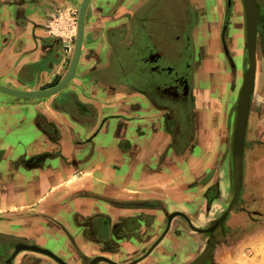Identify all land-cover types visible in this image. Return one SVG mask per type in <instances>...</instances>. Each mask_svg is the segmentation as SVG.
<instances>
[{"label":"crops","instance_id":"0c3cea01","mask_svg":"<svg viewBox=\"0 0 264 264\" xmlns=\"http://www.w3.org/2000/svg\"><path fill=\"white\" fill-rule=\"evenodd\" d=\"M80 2L0 0V85L39 90L63 78L73 54L72 19ZM231 3L222 0L219 38L226 30L237 29L226 13L230 7L232 11ZM217 6L218 2V14ZM156 12L155 0H90L82 48L68 82L43 97L0 90V213L4 215L0 229L5 235L15 233L33 244L54 247L49 239L61 240L62 228L76 233L75 227L86 215L114 212L106 200L159 197L173 203L178 192L174 187L183 181L174 177L167 141L158 147L155 138L154 145H148V135L155 131L148 127L143 131L142 126L155 124L156 109L142 95L149 90H141L135 77L140 73L142 55L149 57L150 44L157 36ZM130 21L136 27H130ZM241 29L244 36L242 32L232 39L235 42L243 36L245 44V25ZM129 57L132 71L125 78L123 64ZM228 60L235 67L234 57L229 54ZM244 60L242 52L241 73ZM257 71L255 68L243 158V162L249 159L253 163L264 159V84ZM253 93L260 101L254 111ZM195 108L198 115L200 105ZM192 120L199 123V116ZM136 125L142 139L137 147L133 143L138 135ZM127 140L132 141L129 148ZM14 216L18 230L14 229ZM175 249L180 251L158 246L141 264H165L162 257Z\"/></svg>","mask_w":264,"mask_h":264},{"label":"rangeland","instance_id":"374dc122","mask_svg":"<svg viewBox=\"0 0 264 264\" xmlns=\"http://www.w3.org/2000/svg\"><path fill=\"white\" fill-rule=\"evenodd\" d=\"M155 1L156 23H162V17L165 15L166 18H171L166 22L175 26L174 15L178 10L179 0ZM183 1L184 5L187 4V0ZM257 1L264 10V0ZM161 2L165 3V8L159 12ZM217 2L220 4V7L217 6L218 14L216 13ZM231 2L232 11L230 7L226 13H228L227 17L229 14L231 16L230 24L237 29L231 28V32L230 29L226 30L220 39L217 26L222 18V0H188L192 13L189 26V54L192 58L189 88L193 97L190 95V102L193 100L194 103L196 101L200 105L198 115L195 104L191 105L190 114L192 113V116L196 118L199 116V123L194 124L193 134L188 139L182 158L179 159L182 163L173 158L174 177L177 175L183 184L174 187V190L178 192L173 195L171 208H181L184 211L183 215L190 216L192 223L189 228L196 231L190 234L198 239V245L186 253L175 249L176 252H173L175 259L172 264L190 263L194 260L195 253L200 252L201 254L208 245L212 247L211 252L202 264H264V159L253 163L247 158L248 161L243 162L242 177L237 184V192H235L236 181L231 152L235 104L242 78L248 68L249 54L243 42L244 29L239 31L240 27L245 25L242 0H231ZM258 12L256 70H258L257 74L261 73V83L264 84V17H262L264 11L262 13L260 9ZM74 17L72 19L74 20L73 33H75L77 12ZM133 26L136 27L133 21H130V27ZM125 28L123 27V30ZM242 32L243 36L234 42ZM232 36L235 38L232 39ZM242 52L245 53V60L241 73ZM229 54L234 57L235 67L232 65L234 62L231 63L228 60ZM123 68L126 78L127 74L132 71L130 57L124 59ZM259 102L256 94L253 93L251 106L253 111ZM262 106L264 108V93ZM248 145L249 142L246 143V151L250 147ZM182 165L184 170L179 169ZM180 170L182 173H176ZM178 202L181 203L177 204ZM158 208L161 207L158 206ZM158 215L157 223L162 222V214L158 213ZM16 219L17 217L14 216L13 225L14 229L18 230L19 224H15ZM175 221H179L175 228H181L180 219L175 217L173 224ZM1 222L3 219L0 220V224ZM0 227L2 229L3 225ZM212 227H215L214 231L208 229ZM80 240L76 241L82 244L81 242L84 241ZM166 241H170L173 248L178 247L179 249L183 243V237L172 236L168 240L164 239L157 247L167 246ZM129 243V241H122L120 242L122 250L107 254L115 261L133 256L134 253L126 251L129 249ZM63 246H65V252L60 249V253L65 259L71 255L68 252H72L74 248L68 239ZM21 256H27L25 257L27 262H30L29 259L32 257L41 261H52L47 254L26 249L16 256L15 264H19L22 260ZM163 260L166 259L162 257V262ZM168 260L166 261L169 262Z\"/></svg>","mask_w":264,"mask_h":264},{"label":"flooded vegetation","instance_id":"af4514ba","mask_svg":"<svg viewBox=\"0 0 264 264\" xmlns=\"http://www.w3.org/2000/svg\"><path fill=\"white\" fill-rule=\"evenodd\" d=\"M179 2L177 3L178 10L174 15L175 26L166 22L168 19L166 16L162 17V23H157V36L150 44L149 57L146 58L142 55L140 73L136 72L137 76H135L141 82V90H149V92L144 91L147 94L143 92L142 95H147L150 98L153 110L156 109L154 112L156 113L154 116L155 124L142 126L143 131L146 130V127L150 131H155L153 134L150 132L148 135V145L149 147L154 145L155 138L158 141L156 143L158 147L166 140V150L171 153L172 160L175 158L177 161L182 158L188 139L193 134L195 123H192L190 108L192 104L197 105L196 101L195 103L193 100L190 102V95L193 97V94L189 88L190 62L192 60L189 54V26L192 13L188 0L185 5L182 0H179ZM263 11L261 8L262 13ZM168 20H171V18ZM141 121L143 120L141 119ZM139 128V125L135 126L134 132L136 134L139 133ZM141 140L140 134L136 135V140L133 141L135 147L141 143ZM125 145H127L126 148H129L132 141L127 140ZM119 147H121L120 142ZM166 150L164 149L163 153ZM179 161L182 162V160ZM170 201L172 200L166 201L159 197H135L123 202L121 200L119 202L106 200L104 203L113 207L114 212L86 215L81 224L76 225L75 228L78 230L76 233L62 228L64 235L60 236V238L62 237L61 240L59 237L55 239L50 237L49 239L54 244L55 249L53 246H38L50 249L62 258L61 250L58 251V248L65 252V246L63 245L65 240L68 239L73 245L72 248H74L72 252L68 253L71 254L70 256L75 257V259L72 257L73 261L70 256H67L66 260L63 257L62 259L68 264H91L93 258L97 256H100V259L96 264H141L164 239L168 240L172 236H181L183 237V243L179 250L186 253L198 245V239L190 234V232L196 233V231L189 228L190 223H192L190 216L183 215L184 211L181 208H171L173 203H170ZM179 203L181 202L177 204ZM158 206L161 208H158ZM167 206L170 207L167 208ZM158 213L162 214V222L159 223H157ZM175 217L180 219L181 228H175L179 222L175 221L173 224ZM1 218L3 219L4 215L0 214V220H2ZM76 234H79V237ZM14 236V234L5 235L3 231H0V264H15L16 256L26 250L20 249L21 251L18 250L13 255L16 245L33 244V241L26 236L16 235V238ZM80 239L84 241L81 242L82 244L77 242ZM122 241L130 242L129 249H126V251L135 255L115 261L107 253L122 250L120 248V242ZM166 243L167 246L165 247L168 249L173 248L170 241H166ZM81 245L84 247L82 248ZM199 254L200 252L195 253L194 259ZM25 257L27 256L21 258L19 264H43V261L34 257L29 259L30 262H27ZM165 259H169L170 262L166 261L165 264H172L175 258L173 253H169ZM51 260L56 262L54 259Z\"/></svg>","mask_w":264,"mask_h":264},{"label":"water","instance_id":"95a60500","mask_svg":"<svg viewBox=\"0 0 264 264\" xmlns=\"http://www.w3.org/2000/svg\"><path fill=\"white\" fill-rule=\"evenodd\" d=\"M90 3V0H81L80 4L76 7L77 17H76V27L74 33V49L71 60L69 62L67 72L63 76V78L54 86L46 89L39 90H20L15 88L6 87L0 85V90H4L6 92L20 95V96H29V97H43L50 95L52 93L60 90L72 77L75 72L76 65L78 62V58L80 55V51L82 48V43L84 40V32H85V15L87 11V7ZM244 16H245V30H246V41L245 45L249 54V62L248 68L242 78V84L239 89L236 106H235V118H234V127L232 134V160H233V172L235 176V192H237V184L240 182L243 171V155H244V138L247 126L248 112L250 107L251 94L254 88V79H255V68H256V45H257V26L258 19L257 14L260 10V4L257 0H242ZM215 227L208 228L210 231H214ZM26 245L24 248H17L18 245L15 246V250L13 255L20 249H27L42 252L47 254L52 259L60 264H68L50 249L40 247L38 245L33 244H23ZM211 245H208L206 249L208 250V254L206 258L209 256L211 252ZM202 252V253H204ZM201 253V254H202ZM200 254V255H201ZM202 259V262L206 259ZM202 262L200 264H202Z\"/></svg>","mask_w":264,"mask_h":264},{"label":"bare ground","instance_id":"6f19581e","mask_svg":"<svg viewBox=\"0 0 264 264\" xmlns=\"http://www.w3.org/2000/svg\"><path fill=\"white\" fill-rule=\"evenodd\" d=\"M247 70V69H246ZM246 72V71H245ZM245 74V73H244ZM244 77V76H243ZM238 96V95H237ZM20 246V245H19ZM18 248V247H17ZM208 254V250L205 251L204 253H202L201 255H199L191 264H200L202 262V259L206 258ZM100 259V256H97L95 258H93V260L91 261V264H95V262L97 260ZM206 260V259H205Z\"/></svg>","mask_w":264,"mask_h":264}]
</instances>
